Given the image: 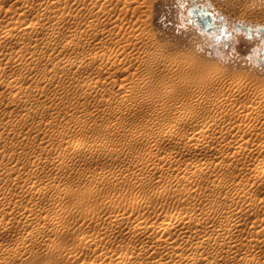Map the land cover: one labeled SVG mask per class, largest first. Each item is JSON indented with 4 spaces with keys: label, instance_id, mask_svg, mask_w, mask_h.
<instances>
[{
    "label": "rangeland",
    "instance_id": "374dc122",
    "mask_svg": "<svg viewBox=\"0 0 264 264\" xmlns=\"http://www.w3.org/2000/svg\"><path fill=\"white\" fill-rule=\"evenodd\" d=\"M140 2H142L141 7L133 8L135 6L127 3V0H115L108 13L114 16H124L123 25L111 27L107 24H94L92 28H89V30H95L88 34L92 40H96L94 39L96 35L101 38L99 33L106 30L105 33L116 32L117 40L118 38L126 39L129 45H126L125 48L120 47L117 42L107 41L108 39L100 40L98 50L109 56L122 49L121 55L119 52L118 54L126 61L124 69L121 68L123 72H115L112 74L114 78L112 76L105 78L106 75L102 74L101 80L105 81L106 79L110 83H113L111 81L113 80L120 83L123 78L124 81L128 80L126 82L132 81L133 78L135 82L140 81L138 77L145 80L147 78L148 85L145 82L146 85L140 88L149 92L162 89L163 86L158 83L161 77L170 78L168 84L171 87L181 80L189 81V84L204 85L203 82H219L221 85L227 82L236 84V81L240 79L248 86V89H246L247 93L245 90L239 97V102L241 100L244 104L251 105L255 104L258 98L260 100L258 99L257 103L264 101L262 97L264 93V29L260 30V27L264 28V0H140ZM88 6L79 0H0V34L5 28H11L16 33L12 38L4 40L3 43L7 46H11L14 41L29 43L32 37L36 35L42 37L43 34L47 35L52 31L59 33L63 38L66 35V30L87 27L88 20L99 16ZM204 11L212 16V23L205 18ZM61 17H65V19L59 22L60 26H57L55 22H58ZM32 19L38 21L40 25L37 28L29 29L27 24ZM246 26L251 29V32L245 28ZM22 30L34 31L23 35L17 34ZM228 32L230 33L227 34ZM135 34L140 35L139 39H136ZM65 40L66 38H63L48 43L39 41V44L32 41V48L44 53L45 58L36 65V74L27 77L26 85L36 84L38 77L48 71L51 65L57 61L56 52L64 50V42L67 41ZM91 49L92 45L85 44L73 50L70 56L80 53L87 54ZM144 50L169 58L173 63L170 72H167V67L159 69L153 64V54L150 52L151 55H146L143 53ZM135 51L137 52L134 53ZM17 53L21 54V52ZM6 54L4 59L0 58L1 63H6L8 57L10 58L16 53L9 50ZM135 56L137 57L135 58ZM145 60L150 63L147 64L148 66L144 64ZM86 66L85 71L98 70L97 65L92 68H90L91 65H88L87 68ZM180 67L185 68L182 70ZM177 70L178 72H176ZM221 75L223 76L220 77ZM79 78L82 80L83 76ZM59 80L60 82H57ZM64 81L56 78L54 83H40L44 84L43 88L46 91L41 94L42 96L33 99L35 101L32 100L34 106L32 108L37 107L40 110L35 109L37 111H33L27 125L16 129L14 135H29L32 138V144L27 154L18 161L9 160L13 155H18L22 148L15 142L6 152L5 165L7 167H14L20 173L29 174L28 176H30V171L36 169L38 173L34 179L45 187H42L41 191L35 188L30 190L28 187L26 188L25 183H19L18 180L12 178L15 175L0 180V197L2 194L4 196L1 197L2 199L0 198L2 211L0 213L3 214H0V264H76L77 261L73 259V254L76 253L82 255L88 253L86 263L94 261L96 257L99 259L100 256H107L110 259L112 257L121 258L129 253L132 255L142 245V242L149 243L153 238L151 234L140 237H132L127 234V229L136 222H142L143 225L150 224L151 217L156 214H160L165 221H173L176 215L185 213H194L201 217L205 210H212L213 215L217 204L213 200H219L226 207H229L232 201L235 202H233L235 205L236 203L242 204L241 206L252 202L255 205L252 218L264 217V151L262 153L264 149H258L261 150L260 152L252 147L258 146V143L264 144V124L258 131H251L252 133L247 134L244 139H247L249 144L251 143L250 147L256 152L248 148L249 151L245 150L242 152L243 154L240 152L238 155L233 154L235 150L233 148L229 154H225V157L215 155L217 160L212 154L213 151L210 150V143L206 145L208 148L205 146L188 149V146H184L188 139L187 136L193 133L195 126L181 125V131H187L188 134L185 136L187 138L182 141L184 145H178L180 149L179 147L176 150L172 149L176 152L173 161L168 156L173 143L164 144L163 147L158 146L159 148L153 145L151 148L153 137L149 138L136 133L139 129L143 130L147 123L145 121L147 117L143 116L149 110L147 106L142 108L140 114H131V112L129 114L127 111L123 114L124 116L115 114L110 110L103 109L107 105L114 107L117 105V98H111L114 94L110 93L109 89L103 91L101 88H95L99 91L88 90L89 92L87 91V94L84 95L86 86H79L77 82H72L70 79ZM63 83L66 86H63ZM75 86L79 89L72 90ZM112 86L114 85H110V87ZM254 86H256L255 89L258 88L255 90ZM2 88L4 87H0V91H3ZM63 88L64 90H62ZM166 88L164 87L163 90ZM65 90L69 94L68 96H66ZM68 90L71 92L68 93ZM215 91L212 93L217 94V90ZM90 92H92L91 95ZM57 94L58 97H56ZM61 94L65 96V100ZM4 97H7L4 99L5 101L13 99L12 94H6ZM74 97H78V99ZM183 97L188 96L185 94ZM87 98L89 99L88 104L85 101ZM107 98L108 103L103 104ZM52 100L54 103L51 102ZM82 100L86 103L84 104ZM97 102L99 105L103 104L98 108L99 111L95 110L99 106ZM90 105L91 107H89ZM92 108H94L93 111ZM72 109L74 111L81 110L79 111L81 113L77 111L76 113ZM56 113L58 114L55 116ZM200 114L201 117L208 118V113L201 112ZM200 114L199 118L203 119ZM166 115L159 116L160 125L163 127L169 125L170 115ZM36 126H41L39 133L36 132ZM52 129H56L54 132H57L54 136V138L57 136V139L51 141L53 144L47 142L49 135L52 134ZM78 139L85 143L86 148L73 151V146ZM94 146L97 148L94 149ZM230 154H233L232 157ZM163 155H167L166 160ZM60 157H67L68 162L54 167L46 165L52 161L57 164L55 159ZM167 158L172 160L171 164ZM227 158L229 159L227 160ZM205 159H210L205 162L206 166L204 165L207 169L203 168L195 172L190 170L189 167L194 161ZM176 160L183 164H178ZM150 162L153 163L150 164ZM221 162L226 165L224 166ZM2 163L4 164V162ZM254 163L256 165H253ZM221 164L224 166L223 168ZM187 165V168L184 167ZM217 167H221V169ZM248 167L251 169H247ZM184 170L186 172H183ZM188 171L195 175L193 176L192 173L193 177L190 176L191 173ZM199 172H201V176ZM185 173L186 177L182 178ZM196 173L197 177H195ZM220 175L223 176V179H220ZM218 183L219 185H217ZM228 183L229 186L242 184L240 186L243 190L241 189L239 194H234V192L232 194L228 190ZM32 190L37 193L38 197L34 202H31L29 198ZM244 191L249 194L246 199H243L244 197L241 195H244ZM11 192L13 194H10ZM14 193L15 195L21 193L22 197L25 195L24 199L22 198L25 202L14 201ZM5 195L9 198H5ZM10 196L13 198L10 199ZM28 198L29 200H27ZM22 199L20 200L22 201ZM2 200L4 201L1 202ZM27 201L28 203H26ZM14 202L16 206L13 204ZM17 203L21 205L17 210L25 209L27 204L37 210L38 214L32 216L30 223L26 226L23 223L24 216L19 215L21 213L17 212L15 208ZM3 204H6L7 207H2ZM238 204L237 206H239ZM12 205L15 210L11 208ZM40 211H45L48 215L53 216L55 222L48 219L42 220L39 216ZM10 212H13L14 216ZM226 213L221 212L219 216L215 215V218H212L215 221L224 219ZM113 217L114 220H112ZM112 223H120L123 226L127 224V227L125 230L118 227L111 229ZM212 223V221L202 222L197 226V229H212ZM35 225L40 226L42 230L35 232L33 230ZM249 226L251 225H248L246 231L252 230V227ZM81 231H86L90 235L89 240L84 242L80 240L79 232ZM186 238L187 236H180L178 242L183 243ZM244 243L245 241L241 244ZM214 245L215 243L205 244L202 258L207 256ZM245 245H242L241 248H244ZM156 250L161 251L162 249L157 248ZM186 252L187 255L191 254L192 249L190 248ZM254 254L252 253L251 256ZM257 254L256 252L255 255ZM147 260H153V258L148 257ZM108 261L102 262L108 263ZM217 264H225V262L220 261Z\"/></svg>",
    "mask_w": 264,
    "mask_h": 264
},
{
    "label": "bare ground",
    "instance_id": "6f19581e",
    "mask_svg": "<svg viewBox=\"0 0 264 264\" xmlns=\"http://www.w3.org/2000/svg\"><path fill=\"white\" fill-rule=\"evenodd\" d=\"M79 1H82V3L89 5L88 8L97 12L99 14V16L95 17V19L88 20L87 27H81V28H75L72 30H66V35L63 36V38L64 39L66 38V40H67V41L65 40L66 42H64L65 43L63 46L64 50L56 52L55 57H56V59L58 58L57 61L51 65V67L49 68L48 71H46L44 74H42L40 77H38L36 84H33V86L32 85H26V81L28 80L27 77H31V76H34L36 74V72H35L36 65L44 60L45 54L42 52H38L37 50L33 49L32 48V46H33L32 41L37 42V43L39 41L41 43H43V41H44V43H48V42H54L58 39L62 40L63 39L62 36H60L59 33L52 31V32H49L47 35L43 34L42 37H39V35L32 37L31 41H30L31 43L30 42L24 43L23 41L22 42L21 41H14L11 46H7L6 44L3 43V41L8 39V38H12L16 34L15 30H12L11 28H5L2 31V33L0 34V58L4 59L3 57L5 56V54L9 50H11V52L16 53L14 56H10V58L8 57V60L6 61V63H1L2 61H0V87H4V88H2L3 91L2 90L0 91V104H1L0 105V107H1L0 108L1 109V113H0V130H1V133H0V180L4 177L6 178V177H10L12 175H15V177L13 176L12 178H15L16 181L18 180L19 183L20 182H23V184L25 183L27 185L26 188L28 187L30 190L35 188L36 190L40 189V191H41L42 187L43 188L45 187V186H41V184L37 183V181L34 179L35 178L34 176H36V174L38 173V171L36 169L30 171L31 172L30 176H28L29 174L27 175L24 173H20V171L16 170V168H14V167H9V166L7 167L5 165V158H6V152L11 148L10 146L12 144H14L13 142L18 143L20 146H22V148L19 151L18 155H16V154L13 155L11 157V159H9V160H12V162H15V161H18L23 155L27 154L28 149H29L30 145L32 144L31 136H29V135H18V136H16V135H14V133H15L17 128L27 125L30 117L33 115V111L35 109H38L37 107L35 109L32 108V106H33L32 100L35 98H38V96H40L41 94H44L46 91L43 88V87H45L44 84H40V83H42V82H45V83L46 82H53L54 83L56 78L61 79V81L65 80L64 82H66V80L70 79L72 82H77V85L79 84V86L80 85L86 86V89L84 88L85 89L84 95L87 94L88 90L90 91V90L95 89V88H99V89L101 88L103 91L106 89H109L110 93L114 94V96H112L111 98H113V99L117 98V102H116L117 105H115V107L107 105L105 108H103V107L102 108L110 110L115 114L123 115L124 113H127V112L128 113L131 112V114H133V113L140 114V112L142 111V108L144 106H147L149 108V110L146 113H144V115H143L144 118L147 117L145 119V121L147 123L145 124V127L143 128V130L137 129L138 131H136V133H138L141 136H145V137H149V138H150V136L153 137L152 143H151V148L153 145H156V147H158V146L163 147L164 144L173 143L174 145L170 150L171 152L169 154L166 153V154H168V156L171 157L172 160L174 159V157L176 155V152L173 151L172 149L176 150V148L179 147L178 145L183 144L182 141H184V138H187V137H188V139L185 142V145L184 144L183 145L188 146V149L194 148V147L195 148L205 147L207 144L210 143V146H211L210 150L213 151V153L212 152L211 153L214 154V158L216 156H224L225 157V154H229V152H231L230 150H232L233 148L235 149L233 151V154H238L240 152L242 153L245 150L249 151V149H252L250 147V146H252L251 143L249 144L246 141L247 139L246 140H244V139H245V136L247 134H249L251 131L252 132L253 131L255 132V130L258 131V129L263 126V124H264V113H263L264 101L257 103V101L259 99L258 98L257 101L255 100L257 104L252 103L251 105H246V103L244 104L243 102H241V100H240V102H241L240 103L239 97L242 95V93L246 89H248V86H246V84L243 81H241L239 79V81H236V84H234L232 82H227L225 79V81L227 82L226 84L223 83V84L219 85V82L218 83L217 82H215V83L214 82H212V83L203 82L204 85H199V84H189V81L181 80L179 83H177V84L173 85V87H171V86H169L170 84H168L170 78H168V77L162 78L161 77V79L159 78L160 80L159 79H157V80H159L158 83H160L163 86L162 89H160L158 91H149V92H145L144 89L143 90L141 89L144 87V85H146L145 82H147V85H148L149 81H146V80H148L147 78L145 80V79H139V77H138V80H140V81H137V82L134 81V78L132 81L130 80L129 82H126L127 79L124 81L123 80L124 78H123L120 80V83H117L113 80H111L113 83H110V81L108 80L109 81L108 82L105 78H109V76H112V74H114L115 72L122 71V69H124V65L126 64V61H124V58L120 57L123 50L120 48L122 50L121 53H120V51H121L120 49H119L120 51L117 50L120 53V55L118 54V52H116V54H114V52H113L111 55L106 56L104 53H102L100 50H98L99 49L98 45L100 44L101 41H104L107 39H108L107 41L110 40V42H113V41H114V43L117 42V44H119L120 47H125L126 45H128L127 44L128 42L126 39L123 40V39L118 38V40H117V35H116L117 33L116 32L105 33L106 30H105V32L101 31L99 33V35H101V38L98 35H96L94 37V39H96V40H92V38H90L88 34H90V31L92 32L94 29L89 30V28L90 27L92 28L93 27L92 25H94V24H101V25L107 24L108 26H111V27H119L120 25H123L124 16H121V15L114 16V15H111L108 13V10L110 9L111 5L114 3L115 0H86L85 2L83 0H79ZM127 3H129L132 6H135L133 8H137V7H141L142 2H140V0H127ZM64 19H65V17H61L58 22H55V24L57 26H60L61 24L59 22L64 20ZM39 25L40 24L38 23V21H36L34 19L30 20L27 24L29 29L37 28ZM32 31H34V30H22V32H18L17 34L23 35V34H26L28 32H32ZM96 31H98V29ZM134 36L136 37V39H139V37H140L139 34H135ZM82 39H84V40L82 41ZM33 44H35V43H33ZM85 44L92 45V49L90 52H88L87 54L80 53V54H75L73 56H70V53L73 50H76L80 46L85 45ZM24 50H25V52H23ZM17 52H21V54H18ZM136 52L137 51H135L134 53H136ZM150 52L151 51H149V50L143 51V53L146 55H149V54L151 55L152 52L151 53ZM138 53L141 54L140 52H138ZM152 54H153L152 59H154L152 61V62H154L153 64H155L159 69L164 68V67L166 69V67H167L168 68L167 72H170V68L172 67V64H173L171 62V60L167 57H164L161 54H157V53H152ZM61 55H63V56H61ZM137 56H138V54H137ZM137 56H135V58ZM118 57H120V58H118ZM144 64L147 65L150 63L148 60H145ZM86 65L87 66L91 65L90 68L97 65L98 70L91 72L87 69L88 71H85L86 69H84V68ZM87 66H86V68H87ZM177 68H179V67L177 66ZM184 68H181V69L183 70ZM137 69H138V67H137ZM137 69L135 68V70H137ZM181 69H179V71ZM172 70H171V72H172ZM182 70H181V72H182ZM176 72H178V70ZM105 73H107L108 75ZM172 73H174V72H172ZM102 74H103V76L106 75V76H104L105 81H103V79L101 80V77L103 78V76H101ZM151 74H153V73H151ZM168 74H167V76H168ZM82 76H83V78H82V80H80L79 77H82ZM145 76H143V77H145ZM153 76H154V74H153ZM222 76L223 75H221L220 77H222ZM150 77H152V76L150 75ZM170 77H171V75H170ZM135 80H136V77H135ZM232 80H235V79L232 78ZM78 81H80L81 83H79ZM117 81H118V79H117ZM57 82H60V80ZM57 82H56V85H58ZM249 83H251V82H249ZM64 84L65 83H63V86H66ZM110 85H114V86L110 87ZM61 87H62V85H61ZM61 87H60V90H61ZM164 87L165 88L169 87V88H166L163 90ZM255 87L256 86H254L253 88L255 89ZM64 88L62 90H64ZM74 88L77 89L78 87L76 88V86H75V87H73L72 90H75ZM112 88H114V89H112ZM66 90H65V92H66ZM70 90H68L69 91L68 93L71 92ZM140 90H142V91H140ZM215 90H217V92H218L217 94L212 93ZM96 91L98 92L99 90H96ZM65 92L63 93L64 95H65ZM91 93L92 92H90V95H91ZM246 93H247V90H246ZM252 93H254V92H252ZM6 94H12L13 99L5 101L4 99L9 96L8 95L7 97H4ZM66 94H67V92H66ZM185 94L188 97H183ZM64 95L61 94V96H63L64 100H65ZM68 95L69 94H67L66 96H68ZM181 95H183V96H181ZM56 97H58V94ZM78 97L77 98L74 97V98L78 99ZM80 97H81V95H80ZM82 97H83V94H82ZM262 97L264 98V93H263ZM69 98H71V97H69ZM109 98H110V95H109ZM60 99H62V98H60ZM67 99H68V97H67ZM110 100H109V102H111ZM33 101H35V100H33ZM79 101H80V98H79ZM85 101H87V104H88L89 99L87 98V100H85ZM51 102L54 103L53 100ZM56 102H58V101H56ZM62 102H63V100H62ZM85 103L86 102H84V104ZM101 103H102V100H101ZM105 103H108V98L103 104H105ZM103 104H101V105H103ZM98 105H99V103H98ZM101 105L97 106L95 108V110L99 111L98 108H100ZM89 107H91V105ZM86 109H88V108H86ZM38 110H40V109H38ZM93 110H94V108H92V111ZM36 111L37 110H35L34 112H36ZM76 111H74V112H76ZM79 111H81V110H79ZM79 111H77V112H79ZM125 111H127V112H125ZM201 112H204V114L208 113L207 114L208 118L205 119L206 117L205 118L201 117V114H200ZM58 113H59V111H58ZM58 113H56L54 115L56 116ZM79 113H81V112H79ZM163 114L164 115H166V114L170 115L169 116V118H170L169 125H167L166 127H163L160 125V117L159 116H161ZM199 114H200V117L203 119L199 118ZM70 115H72V114H70ZM126 115H128V114H126ZM55 116H52V117H55ZM162 122H163V120H162ZM186 124L187 125L189 124V126H191V125L195 126L193 133L187 137H185L186 134H188L187 131L186 132L181 131L182 128L180 127L181 125L183 126ZM40 127L36 128V132L39 133ZM112 128H114V127H112ZM54 131H56V129H52V134L49 135L50 137L48 136L49 138L47 137L48 143L51 141L53 142L54 139H57L56 138L57 136L54 138L55 134L57 133ZM188 132H190V131H188ZM149 138H148V140H149ZM259 144L260 143H258V146L257 145L252 146L253 149L254 148H255V150L264 149V144H262V145L261 144L259 145ZM82 148H86V145L82 140L78 139L76 141L75 145L73 146V151L78 150V149H82ZM95 148H97V146H94V149ZM154 148H155V146H154ZM179 149H180V147H179ZM253 149H252V151H255ZM261 150H258V151L261 152ZM263 151L264 150H262V153H263ZM177 153H179V152H177ZM233 154H230V157H232L231 155H233ZM242 154H241V156H242ZM163 156H165V155H163ZM166 156L164 157L165 160H166ZM164 158L162 157L163 160H164ZM235 158H233V159H235ZM150 159H147V160H150ZM154 159H155V157H154ZM210 159H205V160H200V161L196 160V162L194 161V163L192 165H190L189 168H190V170H193V172H195L196 170H201L203 168H206V167H204V165L206 164L205 162L210 161ZM228 159L229 158H227V160ZM172 160H169L170 164H171ZM55 161H57V164H55L54 161H52V162L46 163V165L52 166V167L57 166V165L59 166L64 162L67 163L68 158L67 157H60L58 159H55ZM177 161H179V160H176V162ZM2 162H4V164ZM152 163L150 162V164H152ZM179 163L183 164L182 162H179ZM219 163H220V161H219ZM219 163H218V165H219ZM221 163L223 164V162H221ZM257 163H260V161L259 162L257 161ZM187 164H191V163H187ZM222 164H221V166H222ZM145 165H147V164H145ZM223 165L225 166L226 164H223ZM253 165H256V164L254 163ZM179 166H181V165H179ZM210 166H212V165L210 164ZM224 166H222V168ZM184 167L187 168L188 165L184 166ZM207 167L209 168V165H207ZM214 167H216V166H214ZM178 168H180V167H178ZM217 168H219V167H217ZM219 169H221V167ZM247 169H251V168L248 167ZM181 170H183V169H181ZM183 172H186V171L184 170ZM201 172H205V171H201ZM201 172H199L200 176H201ZM189 173H191V172H189ZM189 173H188V175H189ZM192 173L190 176H192ZM183 175H184V173H183ZM194 175H195V173H193V176ZM202 175H203V173H202ZM185 177H186V173H185V176H183L182 178H185ZM195 177H197V173H196ZM188 178H190V177H188ZM221 178L223 179V176H221L220 179ZM188 181H189V179H188ZM216 181L217 180L215 178V184H216ZM225 181H226V179H225ZM218 182H220V181H218ZM217 185H219V183ZM229 185L230 184L228 183V185H227L228 190L230 192H232V194H233V192H234V194L235 193L239 194V193H241L240 191L243 190L240 186L242 184L231 185V186H229ZM1 187H2V185H1ZM3 189H5V187H3ZM29 189H28V192L30 191ZM25 190L27 191V189H25ZM194 190H196V189H194ZM210 190H211V188H210ZM4 191H6V190H4ZM33 191L34 190H32L30 197H29L31 202H34L38 199L37 193L33 192ZM246 191H248V190H246ZM194 192H197V191H194ZM1 193H2V190H1ZM10 194H13V193L11 192ZM17 194L15 195V193H14L15 198L10 196L11 197L10 199L13 198L14 201L17 200L19 202H23V201L25 202V200H23L25 195L22 197L21 193L19 195H17ZM27 194L29 195V193H27ZM39 194H40V192H39ZM241 195H242V197H244L243 199H246L249 197L248 192H245V191H244V195L243 194H241ZM2 196H3V194H2ZM7 197L9 198V196H7ZM7 197L5 195V198H7ZM234 197H236V196L234 195ZM29 198L27 200H29ZM20 199H22V201ZM233 200H234V198H233ZM3 201L4 200H2L1 202H3ZM138 202L140 203L141 201H138ZM213 202L217 203L216 204V211L213 210L214 211L213 215H212V210L211 211L205 210L201 217L195 215L194 213H185V214L176 215L173 221H165V220H163V217L160 214H156V215H153L151 217L152 222L150 224L145 223L143 225L142 222H136L131 228L129 227L127 229V231H128L127 234L131 235L132 237H140V236L151 234L153 238L149 243L148 242H142L141 243L142 245L139 246L136 249V251H134L135 254L133 253L132 255H130V253L128 252L129 254L128 255L126 254L127 257L125 255L124 257H121V258H113L112 257L110 259L107 256H100L101 258L98 259L96 257V259L94 258L95 259L94 261H91L90 263H86V258L88 257V253H87V255L83 253L84 256L81 253L80 254L76 253V254H73V259L75 261H77L76 264H217L220 261H222V262L224 261L225 264H258V263L264 264V217L256 218V219L252 218V214L255 211V205L252 202H248V201H246L248 203H245V205H243V206H241L242 204L240 205L238 203H236V205H235L234 204L235 202L232 201L230 206L226 207L222 204V202H219V200L218 201L213 200ZM26 203H28V201ZM9 204H10V201H9ZM13 204L15 205V202ZM237 204L239 206H237ZM5 205L6 204H3L2 207H4V208L7 207ZM14 205H12L11 208H13ZM18 205H17V207H15L16 210L21 207L20 204H18ZM9 208H7V209H9ZM15 208H13V209L15 210ZM24 208L25 209H19L21 211L17 210V212L21 213V214L18 213L19 215L24 216V217L22 216L24 218L23 223L26 226L27 224L30 223L29 221L32 219V216L37 215L38 213H36L37 210H35L34 207H32L29 204H27ZM0 211H1V209H0ZM221 212H225V213L227 212L225 218L215 221L214 220L215 215L219 216L220 215L219 213H221ZM12 213H11V215H13ZM0 214H2V213H0ZM15 215L17 216L16 213H15ZM39 216L42 220L48 219V220L54 221V217L48 215L45 211H40ZM116 217H117V215H116ZM212 217H214V218H212ZM112 220H114V217ZM118 220H120V219H118ZM211 221L213 222L212 223V225H213L212 229H203V230L197 229V226L200 225L202 222L203 223H209ZM120 223H114V224L112 223L113 226L111 225V229L118 227L122 230H125L127 227V224L125 226H123L124 225L123 222H122L123 225H120ZM109 224H110V222H109ZM249 224L251 225L249 227H252V230L249 229L251 231H246ZM146 225H149V226H146ZM33 230L35 232H37V231H41L42 229L40 226L35 225L33 227ZM57 233H55V234H57ZM0 235H1V232H0ZM180 236L181 237L187 236V238L185 239V241L183 243L178 242V238ZM89 237H90V235L86 231L79 232V238L81 241H83V242L87 241V240H89ZM243 241H245L244 244H246V245L244 248H241L242 245H244V244H241V243H243ZM209 243H215V245L209 251L207 256L202 258L203 248H204L205 244H209ZM240 244H241V247L239 246ZM157 248H161L162 250L157 251L156 250ZM190 248L192 249V252H191V254L187 255L186 250H188ZM256 252L258 253L257 255H255ZM252 253H255V254L253 256H251ZM148 257L153 258V260H147ZM108 259H109V261H108ZM104 260L108 261V263H103ZM201 261H202V263H200Z\"/></svg>",
    "mask_w": 264,
    "mask_h": 264
},
{
    "label": "water",
    "instance_id": "95a60500",
    "mask_svg": "<svg viewBox=\"0 0 264 264\" xmlns=\"http://www.w3.org/2000/svg\"><path fill=\"white\" fill-rule=\"evenodd\" d=\"M204 13H205V18L210 22V23H212L213 22V19H212V16L209 14V13H207L206 11H204ZM249 32H251V29L248 27V26H246L245 27ZM264 28L263 27H260V30H263ZM230 32H228L227 34H229Z\"/></svg>",
    "mask_w": 264,
    "mask_h": 264
}]
</instances>
